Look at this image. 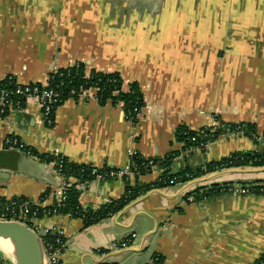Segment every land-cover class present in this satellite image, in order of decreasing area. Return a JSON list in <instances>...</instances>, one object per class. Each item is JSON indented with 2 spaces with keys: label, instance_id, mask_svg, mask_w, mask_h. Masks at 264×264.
<instances>
[{
  "label": "crops",
  "instance_id": "obj_1",
  "mask_svg": "<svg viewBox=\"0 0 264 264\" xmlns=\"http://www.w3.org/2000/svg\"><path fill=\"white\" fill-rule=\"evenodd\" d=\"M208 49L225 55L209 63ZM77 62L119 73L124 90L137 83L144 96L138 122L122 107L100 103L94 89L58 106L51 126L40 105L28 100L0 119V199L55 205L62 179L50 157L122 169L133 153L159 158L182 151L181 126L250 123L264 135V0H0V80L11 75L22 84H45L52 72ZM10 136L35 157L6 149ZM234 152L259 154L258 142L222 134L175 166L195 168ZM158 177L154 171L138 181ZM199 180L205 186L260 184L264 166L224 169ZM195 187L191 181L153 189L89 226L61 213L40 222L61 235V264L255 262L264 253V194L190 202ZM125 192L122 178H94L81 186L80 202L98 208ZM126 239L130 245L120 248Z\"/></svg>",
  "mask_w": 264,
  "mask_h": 264
},
{
  "label": "trees",
  "instance_id": "obj_2",
  "mask_svg": "<svg viewBox=\"0 0 264 264\" xmlns=\"http://www.w3.org/2000/svg\"><path fill=\"white\" fill-rule=\"evenodd\" d=\"M123 84L124 81L119 73L88 70L82 62L74 63L65 68H59L52 72L49 77V88L57 95V101L53 105L54 110L67 99H78L84 92L94 89L100 103L107 104L110 102L114 106L122 107L126 118L133 123H137L139 117L135 110H142L144 106L143 93L137 83L130 84L128 90H124ZM0 86L13 89L16 87L15 79H4L0 81ZM226 127L232 130L240 129L243 131L244 136L251 137L256 142H259L255 126L250 123H222V126L217 129L202 128L199 130H190L186 126H181L176 136L178 141L183 143L182 151H172L166 156L159 158H145L140 154H134L131 157V170L135 174V183H131V177L125 176L123 178L126 181L124 196L119 200H112V203H104L96 210H94V206L90 208L83 207L80 202L81 187L79 186V184L93 180L94 176L91 174V170L94 166L75 164L65 158L63 173L77 178L78 181L67 191V199L58 212L73 217H82L85 219L86 226H89L120 212L128 204L153 189H162L171 185L195 181L194 185L196 187L190 193L194 195L195 202L205 201L212 197L226 194L229 187H231L230 184L213 183L205 186L200 184L199 179L224 169L244 166H264V154L234 152L219 161L208 162L195 168L190 166L185 168L175 166L178 162L187 158L184 157L183 160L176 161V157L180 156L182 152L189 151L191 155L195 148L205 149L208 144L216 141L220 135L225 133ZM57 159L60 158L58 157ZM57 159L50 157L48 160L56 162ZM154 164L162 167L164 171L154 183L141 184L138 181L139 177L152 173V165ZM42 214L39 215L42 216ZM43 239L47 243L57 246L56 235L54 233L48 232L43 235Z\"/></svg>",
  "mask_w": 264,
  "mask_h": 264
},
{
  "label": "built area",
  "instance_id": "obj_3",
  "mask_svg": "<svg viewBox=\"0 0 264 264\" xmlns=\"http://www.w3.org/2000/svg\"><path fill=\"white\" fill-rule=\"evenodd\" d=\"M50 77V76H49ZM4 79H15V85L13 89H8L3 86H0V119H3L7 116V114L12 111H21L26 102L28 100H35L40 107L42 108V111L44 113L46 122L49 126L53 125L54 123V113L56 110H54V103L57 101V95L54 93L52 89L49 88V78L47 83L41 84V83H29V84H22L17 81V79L11 75L1 79L0 81ZM84 92L83 94H85ZM82 94V95H83ZM137 112V116L139 117L141 115V110H135ZM226 135H243V131L240 129L232 130L229 127L225 128ZM259 142H264V136H260L258 138ZM5 147L8 150H13L16 152H19L23 155H26L28 157H35L36 153L35 151L26 145L22 140H20L18 137L10 136L6 138L5 141ZM134 155V153L131 155V157ZM189 151H184L181 153L180 156L176 157V161L183 160L184 157H189ZM60 159H57L55 164V169L57 173L60 175L62 179L61 184V194L58 199V201L55 203V205L51 207H44L41 205L40 202L34 203L33 201L26 199V198H11V199H0V221H19L21 223H24L28 225L30 228H32L42 239L44 250L46 254V259L49 264H61L60 263V253L63 249V242L61 235H56V245L47 243L43 239V235L50 232L48 229L44 228L41 224V219L43 217H47L53 214L59 213V209L64 205L65 200L67 199V191L70 189V187L76 183L78 180L77 178L73 176H67L63 173V163H64V157H59ZM153 172H158L159 177L160 174L164 171L162 167L159 165H152ZM91 174L94 176V178H101L104 180L109 179H116V178H124L127 177H134L135 174L131 170V158L129 160V163L126 167L122 169H99V168H92ZM158 177V178H159ZM93 178V179H94ZM89 181H86L82 184H79V186H84ZM187 183V182H186ZM232 194V195H249L252 193L256 194H264V183L260 184H248V185H231L229 187L226 194ZM187 200L190 202L194 201V195L189 194L187 196ZM105 203H112V200H108ZM97 207L94 206V210H96ZM43 213V214H42ZM39 214H42L40 216ZM133 238L136 237V234L132 235ZM131 239H126L119 243L120 248H126L130 245ZM158 260V258H156ZM252 264H264V253Z\"/></svg>",
  "mask_w": 264,
  "mask_h": 264
},
{
  "label": "water",
  "instance_id": "obj_4",
  "mask_svg": "<svg viewBox=\"0 0 264 264\" xmlns=\"http://www.w3.org/2000/svg\"><path fill=\"white\" fill-rule=\"evenodd\" d=\"M262 149L264 151V143L258 142L259 154H264ZM7 241L14 246V256L11 255L14 264H49L41 237L28 225L19 221H0V248L5 243L9 245Z\"/></svg>",
  "mask_w": 264,
  "mask_h": 264
},
{
  "label": "rangeland",
  "instance_id": "obj_5",
  "mask_svg": "<svg viewBox=\"0 0 264 264\" xmlns=\"http://www.w3.org/2000/svg\"><path fill=\"white\" fill-rule=\"evenodd\" d=\"M213 37V36H212ZM224 55H225V52H216V51H210V49H208V51H207V56H208V62L210 63V62H212V61H214V59L217 57V58H220V57H224ZM6 244V243H5ZM12 252V251H11ZM0 253H1V255H2V257H1V259L2 260H11L12 258H13V254L12 253H10V252H6V251H4L2 248H0ZM11 255H13L12 257H11ZM0 259V264H3V262H2V260Z\"/></svg>",
  "mask_w": 264,
  "mask_h": 264
},
{
  "label": "bare ground",
  "instance_id": "obj_6",
  "mask_svg": "<svg viewBox=\"0 0 264 264\" xmlns=\"http://www.w3.org/2000/svg\"><path fill=\"white\" fill-rule=\"evenodd\" d=\"M4 241H6V240H4ZM7 242H8V241H7ZM9 242H10V241H9ZM9 242H8V243H9ZM1 247H2V249H3L4 251H6L7 253H8V252L12 253L11 251L14 250V246H13V243H12V242H10L9 245H8V244L1 245Z\"/></svg>",
  "mask_w": 264,
  "mask_h": 264
}]
</instances>
